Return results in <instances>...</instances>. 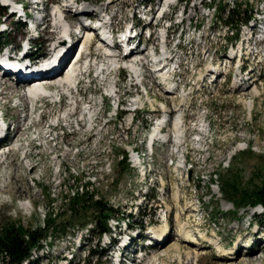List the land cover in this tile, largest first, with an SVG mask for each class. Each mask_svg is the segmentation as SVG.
Masks as SVG:
<instances>
[{
	"label": "rangeland",
	"instance_id": "374dc122",
	"mask_svg": "<svg viewBox=\"0 0 264 264\" xmlns=\"http://www.w3.org/2000/svg\"><path fill=\"white\" fill-rule=\"evenodd\" d=\"M90 1L94 0H87L86 4L91 5ZM98 1L100 2V0ZM105 1L109 2L102 4L99 9L103 7L107 10V6L111 5L108 9L110 14H113L116 9H121V13L116 14L119 20L114 21V27L116 30H119L120 26H122L124 15L125 17L129 18L134 6H136L138 3V0H104L100 2V4ZM90 8L91 7H89V9H84L83 14H85V12L88 13L89 11L96 12L94 10H90ZM176 9L177 7L171 9V16L176 11ZM255 9L256 7H254V10ZM198 10L199 9H197V11ZM66 13L67 12H65V14ZM197 16L200 17V10L199 14L197 13ZM96 17L97 16L95 15V18ZM3 20H5V18L2 19L1 22H3ZM8 20L9 19L6 20V24L9 23ZM76 21L77 19L74 22L75 24L77 23ZM51 23L52 22L50 18L46 28H51V30L46 33V36L47 40L53 41L55 38L54 35H60V30L55 29ZM23 33L24 31H22L20 27L16 26L14 21H11L10 30L0 34V43L8 41L12 47L14 45L18 46L20 36ZM39 39H41L43 43L39 41L38 44L40 45L35 47L41 51L44 46L48 47L46 50L48 53L49 44L48 46L45 44L44 34ZM105 57L107 58V56ZM105 57L103 56V60ZM97 65L101 66L102 68L105 67L107 70L108 67L112 65V63L109 62V64L106 63L105 65ZM100 73L102 74L100 82L96 80V84H94V86L91 85V89L94 88L96 92L98 91L97 85L101 86L102 84L106 83L112 74L111 72L103 73V71H100L96 73L95 77L99 76ZM146 76V80H148V76H150V74L147 72ZM14 85H11V83H9V85L5 84L7 88H5V90L0 94V101L3 100L0 102V111H2L3 114L9 116L8 122L12 126V133L9 135L6 143H4L5 145H3L7 146L6 148L11 150L10 154L8 156L5 154V158L0 160V226L6 222L21 221L20 223L22 230L29 231L31 229L43 227L44 223L49 217L51 219L54 218L51 215H48V213H54L56 214L55 223H59L60 232L56 240H52L50 245L49 243H44L48 244V249L43 246L42 250H34L32 252V262H25V264H65L64 261H61V259L64 258L67 260L71 255H74L73 261L75 264L78 262L79 264H95L97 254L102 252L103 244H105V241L102 240L99 243L100 249L94 247L96 245V230L93 229L90 221L92 218H94V220L101 219V216H98L97 218L95 213L90 210V203L91 201L95 200H102L113 209H116L117 217L128 214L129 207H134L136 204L139 206V203L142 202L141 206L143 211H141V213H143V216L141 217V214H139L137 218L129 219V224L133 226V229L140 228L138 224L141 220L143 223L141 228L144 229L149 219H152L154 223V226L152 227H159L165 224H160L159 217L162 214L166 215L167 224L172 235L170 234L169 238H171L165 249L170 251L171 256L162 258L161 253L164 249L155 247L154 251H149L150 254L147 255V257H150L156 252L160 260L157 262V264H187L185 263L184 258H181L180 260L177 259L175 253L176 248H174V246H178L180 248L181 256L184 255V252L192 251L196 248L198 252V258L195 261H193L194 259H191L188 264H257L258 261H262L264 264L263 245L260 246L262 252L260 249H258V247H256V245H253L250 248L251 252L249 253L240 255L241 252H237L239 253L238 255H234L233 258H229L227 260L220 259L218 257L220 254L213 244L214 241H217L222 248L226 247V251H228L231 248H228V244H231L234 238H236L234 239V243H236V241H240L243 243V247L245 245L249 246L252 240V234L250 232L251 230L249 231L244 228L247 224V220L242 219L241 217L245 211L248 215L250 209L247 207L244 209L242 208L240 211L235 213L230 212L229 210L232 209L230 208L232 207L230 201H232L234 197H230L228 193L226 194L224 189H219V191L217 190V192H220H216L218 198L211 199L208 195L200 194L201 191H198V193H193V191L197 190H181L178 192L177 199H175L174 196H170L168 199L164 200V203H158V201H155L154 197L152 196H149V198H147L144 202V199L139 201V196H137L139 194L138 189H134L132 192H130L129 189V192H123L121 194L122 196L115 193H119L123 189H99L100 191H95L94 196L88 201V208L78 211L76 216H71V214L67 212V208H70L68 205L69 201L65 199L68 189H64V183L66 182L64 165H66V163L75 161L72 166L76 168L77 161H87L89 164L86 176L90 180L94 181V184L97 187L102 188L104 184V187L109 186L110 180L106 178L107 170L105 167L100 165V163H98V160L106 159L104 154H118L121 149V144L130 145L135 141V139H139L140 136L132 135L130 133V131L136 130L137 127L133 126L126 134V129L124 126V119L126 117H123L118 122H115V124H105L101 129L103 133L102 136L101 134L99 135V133L94 132L95 136H93L91 139L88 138L90 136V132H87L86 130L83 132L75 131V135H71L65 130L61 131V128L58 129L55 127L53 130H56L58 137L54 142H49V139H41L45 138L43 123H33L34 120L37 119V113L30 112L27 114L28 118L26 121H22L23 115L29 110V107L26 108L28 100L25 98V96H22L24 89L21 90L14 88ZM120 86L122 85L120 84ZM101 91L103 90H100V93ZM130 91H133V89H130ZM2 95H5L6 97H2ZM14 95L16 96L11 98ZM6 98L9 99L7 102L4 100ZM24 99L26 101H24ZM51 99H42L39 105L36 104L37 109L43 110L44 118L46 117L49 119L48 121L51 122L53 118L64 117V120L59 122V127L66 124H72V117H65V113L71 108L66 106V103L60 107L52 105ZM96 99L97 109L100 110V114H103L99 96H96ZM19 100L22 102L25 108H19L21 110L18 108L13 109L12 106L16 104V102H19ZM262 109L264 108L262 107L259 109V124L260 130L264 133V110ZM77 112L79 113V110L76 111V113ZM111 114L112 112H109L103 116L105 122L107 119L106 117ZM83 117L84 116L81 115L79 119H82ZM73 124L76 126L75 123ZM83 124L78 123L77 126L79 128L76 130L81 129ZM94 125L97 127L100 125V123H95ZM66 130L68 132L71 131L70 128H67ZM245 137L246 140H251L254 143V146H256V141L259 138L257 135H246ZM51 138H53V136ZM97 141L101 142L100 146L95 145ZM109 142H114V144H111L114 151L102 152L103 150H108L107 144ZM258 142L260 141L258 140ZM201 149L204 151L205 155H208L209 158L213 159L214 161H218L225 154L231 153L230 146L228 144H214L212 146L202 145ZM66 151H69V155H65ZM22 152H27V154L30 155V165H24L22 160ZM196 153L203 152L197 151ZM219 174V183L221 185L223 184L224 179L232 181L235 179L236 184L240 186L239 190L254 188L255 185H260V182L264 181V154H254L251 152L239 153L231 162L229 169L221 170ZM123 176L124 175L117 174L119 180H121ZM156 178L157 177L155 176L152 177L154 181ZM120 196L121 198L118 199ZM24 203L31 205V208L28 210L22 209L21 206ZM224 204H227L229 209L224 207ZM184 206L188 208L187 211L185 210L186 207ZM160 207L161 210H159ZM224 209L228 210L225 211ZM219 210H222L223 212H220ZM152 213L153 215H149ZM125 217L126 216L123 218ZM180 219L186 220L180 221ZM185 223H188L190 226L192 234L200 232L201 236L203 234L201 233V230H205V232L209 235L210 228L216 232L213 231L209 236H207V234H203L207 236L206 239L209 242L208 245H203L202 242H200H207L206 239L203 238L202 240H199V245H196V243L193 242H187L185 244L181 241V239H179L180 237H178L179 226L181 224L185 225ZM109 224L113 226V222H109ZM55 231L56 229H49L47 234L49 236H51L50 234L55 235ZM134 231L135 230H133V232ZM216 233L222 241H218V238H215L217 237ZM84 241L86 242L84 243ZM223 242H226V244H223ZM143 245L144 244L141 242V239H132L131 251H135L134 253L136 254L138 253L137 249L139 247H143ZM213 245L217 252L212 249L211 246ZM198 246L199 248L197 249ZM232 247L234 248V246ZM62 249H64L63 253L61 252ZM245 249L246 248L244 247V250ZM73 261H71L69 264H74L72 263ZM0 264H6V259H4V255L2 254H0Z\"/></svg>",
	"mask_w": 264,
	"mask_h": 264
},
{
	"label": "bare ground",
	"instance_id": "6f19581e",
	"mask_svg": "<svg viewBox=\"0 0 264 264\" xmlns=\"http://www.w3.org/2000/svg\"><path fill=\"white\" fill-rule=\"evenodd\" d=\"M169 0H161V2H160V6H159V8L160 7H162V6H164V4H166L167 2H168ZM89 9V7H83L82 8V10H80V12L78 13V14H80V16L82 17H86V18H89V19H91V17H94L95 18V15L97 16L95 19H97V21H99L100 22V26H101V28L102 29H106L107 28V25H105V23H103L102 22V20H104L105 18L102 16V13L104 12V10H106V8H103V7H101L100 8V11H96V12H91L93 15H91V14H89V13H87V12H85V14H83L84 12V9ZM255 10H257V8L255 9ZM254 10V11H255ZM95 11V10H94ZM261 11H262V13H263V8H262V6H261ZM52 13H53V17H51V25L55 28V29H59L60 31H59V33H60V37L59 38H61V37H63V34H62V26H63V24H62V22H61V20L57 17V15L58 14H61L62 13V15H65L64 16V20H66L67 21V23L69 24V26H71L72 25V22H71V20H69V16L67 15V13L65 14V11L63 10L62 12L60 11V7H57V8H52ZM59 16V15H58ZM77 23L75 24L76 26H80L81 27V19L80 18H78L77 19V21H76ZM259 26L261 27V22H260V24H259ZM82 28V27H81ZM87 32L89 33H93V32H95V31H92L91 29H89V28H87ZM89 33V34H90ZM94 35V34H93ZM94 37H96V38H98L96 35H94ZM99 41L101 42V40L99 39ZM90 42H92V41H90ZM64 42L62 41V40H60V43L59 44H63ZM82 43L85 45V44H87L88 43V37H85L83 40H82ZM162 46H164L163 44H162ZM106 52V51H105ZM240 50H235V53H233V56H232V53H230L229 52V54L227 55V56H225V58L223 59V61H224V63L225 62H227V58L228 57H235V58H238L239 56H240ZM109 56H107V58L105 57L104 58V60H101V61H98V62H95L96 64H102V65H105V62L107 63V64H109V62H111L112 64L113 63H115V61L112 59V57H109ZM146 59V55L145 56H143V57H140L139 58V61L140 62H142L143 63V60H145ZM154 59V58H153ZM101 62H104V63H101ZM219 67H220V69H221V63L219 64ZM128 68L131 70V71H134L135 73H136V78H138V76H139V74L138 73H140V65L138 64V65H136V67H134V65H132V61H130V62H128ZM77 72V68H75L74 70H72V69H70V71L69 72H67V74H65L64 76H61V77H58V78H56L55 80H54V83L55 84H57L58 86H60L61 88H62V90H64L65 89V87L66 86H69L70 84H71V80H72V75L73 74H75ZM109 78V77H108ZM14 88H18V89H23V88H21L18 84H15L14 85ZM1 94V93H0ZM22 96H25V98L28 100V101H33L34 99H36V98H42V97H44V98H50V97H52V94L53 93H51V95H50V93L49 92H46V91H43V90H39V89H31V90H29V89H27V90H23V92H22ZM139 103V101L138 100H134L132 103H131V105H134V104H138ZM88 112V110L86 109V107L83 109V115L82 116H84L86 113ZM92 124H89V128L87 129L88 131H93V130H95L97 133H98V131H99V129H92ZM174 129H176V124H174ZM78 130H80V129H78ZM166 137V134H164V133H162V132H160L159 131V129H158V127L150 134V136H149V140H153V139H159V140H164V138ZM8 151H9V149H8ZM6 154V156H8L9 154H10V151H9V153L7 152V153H4L3 155H5ZM69 154V151H66L65 152V155H68ZM29 157H30V155L29 154H27L26 152H25V156L22 158V160H23V162H24V165H28L29 164ZM30 165V164H29ZM32 166V165H31ZM33 168V167H32ZM103 168V167H102ZM104 169V168H103ZM102 172H104V171H102ZM105 173H106V171H105ZM156 180H157V178H156ZM11 183V182H10ZM108 185V184H107ZM104 186H105V184H104ZM103 186V187H104ZM3 187H5V186H3ZM173 196H174V198L175 199H177V197H178V191H175L174 192V194H173ZM224 207H226V208H228L229 206L227 205V204H224L223 205ZM21 208L22 209H24V210H28V209H30L31 208V205H27V204H22V206H21ZM169 209V208H168ZM154 229V232L156 233V234H158V235H160L161 236V240L162 239H165L164 240V242L162 243V245L159 247V248H162V249H164L163 250V252L161 253V257L162 258H167L168 256H171V253H170V251L169 250H166L165 248L167 247V245H168V243H169V241H170V238L168 237V238H165L166 237V234L168 233V228H167V225L166 224H163V225H161V226H159V227H155V228H153ZM179 232H178V237H180L179 239H181V241L182 242H184V243H187V242H189V243H191V242H193V243H196V245H199L200 243H199V240L198 239H194L193 238V234L191 233V230H190V226L188 225V223H185V225H180L179 226V230H178ZM198 233V232H197ZM196 234V233H195ZM199 235H200V232L198 233ZM202 236V237H201ZM200 237L201 238H203V239H206V235H201ZM218 241H220V240H218ZM237 242H239V241H236V243ZM213 243V242H212ZM214 245H215V247H216V249H217V251H219V254L220 255H218V257L220 258V259H224V260H227V259H229V258H233L234 256H230V255H232L233 254V250H234V248L233 247H231L228 251H226V247H224V248H222L220 245H219V243L216 241H214V243H213ZM247 244V243H246ZM213 245V246H214ZM260 246L261 245H259L258 246V249H260ZM246 249L249 247L248 245H245L244 246ZM174 248H176V250H175V253H176V257H177V259L178 260H180L181 258H184V260H185V263H187L188 264V262L191 260V259H194V260H197V258H198V252H197V250H196V248L195 249H193L192 251H187V252H184L183 254V256H181V252H180V248L178 247V246H174ZM199 248V246L197 247V249ZM245 249V250H246ZM257 249V250H258ZM242 251L243 253L244 252H247V251ZM260 251L262 252V250L260 249ZM239 253H237L236 255H238ZM144 261V262H143ZM160 260H159V257H158V254H156V252L155 253H153L150 257H147V258H145L144 260H142L141 262H142V264L144 263V264H157V262H159ZM257 264H263L262 263V261H258V263Z\"/></svg>",
	"mask_w": 264,
	"mask_h": 264
},
{
	"label": "trees",
	"instance_id": "16d2710c",
	"mask_svg": "<svg viewBox=\"0 0 264 264\" xmlns=\"http://www.w3.org/2000/svg\"><path fill=\"white\" fill-rule=\"evenodd\" d=\"M223 189L232 193L237 198V206H250L257 203L264 204V181L260 185H255L251 189L239 190L240 186L236 184L235 179L223 180ZM88 198H73L70 201L69 213L77 214L78 211L88 208ZM90 210L101 219H95L93 222L98 229V236H100L105 229H107V218L113 213V209L103 204L102 201H91ZM50 217L44 223L43 227L31 229L29 231L22 230L21 221L6 222L0 226V254L4 255L6 264H19L21 261L29 258L33 249L42 246L47 237L49 229H56L55 233L59 232V223H55L56 214H49Z\"/></svg>",
	"mask_w": 264,
	"mask_h": 264
}]
</instances>
